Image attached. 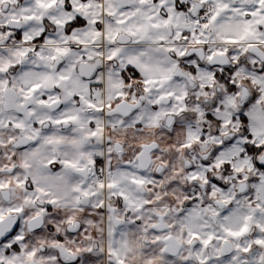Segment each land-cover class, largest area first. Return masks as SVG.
<instances>
[{
  "label": "snow or ice",
  "instance_id": "6c2138e0",
  "mask_svg": "<svg viewBox=\"0 0 264 264\" xmlns=\"http://www.w3.org/2000/svg\"><path fill=\"white\" fill-rule=\"evenodd\" d=\"M5 2L16 0H0V4ZM20 4L18 12L0 19V264H81V260L95 264L104 256L103 248L98 254L92 248L73 249L48 223L65 219L53 211L58 205L67 207L72 201L80 205L98 197L96 188L105 187L95 179V165L103 161L88 149L89 139L99 132V120L88 110L103 112V107L93 102L92 92L106 87L111 101L112 90L121 87L118 78L128 81L122 71L125 68L132 71L133 78L144 74L146 86L162 87L172 71L162 52L193 59L186 50L149 46L169 43L168 35L206 43L203 38L211 26L225 30V43L258 42V36H264V0H20ZM101 37L109 42L108 63L119 59L121 71L106 67L103 50L91 47ZM225 53L227 49L219 54ZM198 54L202 58V53ZM196 71V67L191 68L192 73ZM235 89V84L230 85V92ZM145 91L150 88L145 87ZM122 95L115 92L116 98ZM172 95L167 92L160 99ZM176 100L182 97L177 95ZM254 100L255 95L249 103ZM208 118L213 119L211 115ZM239 118L245 123L249 119L243 113ZM256 119L264 121V112ZM85 128L91 130L90 135H85ZM244 136L248 141L259 136V146L243 141L232 145L229 141L232 146L226 152L217 148L213 153L214 157L217 153L224 157H217L215 167L222 165L225 175L233 169L240 173L243 167L233 162L240 156L242 164L259 171V178L238 175L237 181L251 185L241 187L239 195L227 194L229 186L213 179L209 193L215 196L220 191L223 199L209 207L194 198L179 211L172 210L178 223H172L168 214L155 213L157 223L150 225L155 237L152 247L141 249L149 257L148 264H155L157 258L160 264H264V162L257 160L264 153V131L254 124L251 133L244 129ZM245 151L249 159L243 158ZM213 163L205 159L202 168L206 171ZM108 177L110 194L126 206L151 207V201L128 195L129 182L143 185V177L123 169H109ZM201 178L197 172L189 179ZM16 191H22L24 203L36 209L27 225L28 237L22 226L28 212L11 204ZM6 202L5 208L2 205ZM94 206L104 211L103 200ZM66 219L74 224L71 216ZM141 222L128 221L125 228L110 215L109 264H127L135 254L128 232ZM81 229L78 224L70 228L66 233L69 241Z\"/></svg>",
  "mask_w": 264,
  "mask_h": 264
},
{
  "label": "clouds",
  "instance_id": "9594fccd",
  "mask_svg": "<svg viewBox=\"0 0 264 264\" xmlns=\"http://www.w3.org/2000/svg\"><path fill=\"white\" fill-rule=\"evenodd\" d=\"M20 8V0L0 4V19H5L13 11L18 12ZM104 19L107 20L106 17ZM226 34L224 29L214 30L210 26L207 36L203 38L206 43L195 44L191 37L187 40L183 37L177 40L168 35L169 43L149 45L157 48H178L193 55V59L189 60L173 52L161 53L167 57L168 66L172 68L168 73L171 79L162 87L146 86L144 74L133 78L132 71L125 68L122 71L128 81L124 82L123 77L118 78L121 87L112 90L111 101L108 99L106 87L92 92L93 102L102 106L103 112L88 110V114L99 120L98 135L89 139L88 149L103 161L102 164L95 165V179L105 187L103 190L96 188L98 197H92L80 205L74 201L67 207L58 205L53 211L65 219L48 220V223L58 229V234L65 236V243L73 249L79 247L83 251L92 248L96 250L94 254H98L99 249L103 248L104 256L97 259L95 264H109L107 249L110 215L124 224L125 228L128 221L142 220L136 229L128 232L136 252L130 256L127 264H148L149 257L143 254L141 249L152 247L155 237L150 231V225L157 223V220L153 219L155 213L159 211L161 214H168L172 223H178L173 219L172 210L179 211L194 198L199 199L201 206L209 207H215L216 201L223 199L220 191H217L215 196L209 193L213 179L229 186L227 194L239 195L240 188L247 185V181H237L238 175L247 176L249 179L259 178V171L242 164L240 156L233 158L236 166L244 169L240 173L233 169L225 175L222 165L215 167L217 157L224 158L220 153H217L216 157L213 156L217 148L226 152L227 148L238 141L256 143L259 146V136L248 141L244 136V129H249L251 133L253 125L256 124L259 131H264V121L256 119L264 112V36H258V42L251 45L247 42L230 44L224 42ZM117 46L134 47L125 44ZM91 47L103 50V63L106 67L121 71L119 59L111 64L106 59L109 54V42L106 39L98 38ZM225 49L227 53L220 55ZM198 53H202V58ZM209 56H213V59L209 60ZM193 67H196V73L191 72ZM232 84L236 85V89L230 92L229 87ZM145 87H149L150 91L146 92ZM117 91L123 93L119 98L115 97ZM167 92L174 95L160 99ZM177 95L181 96L182 100L177 101ZM253 95L256 100L249 103ZM109 103L111 108L108 107ZM213 104L216 105L215 108ZM245 104H248L247 108ZM241 113L249 117L247 123L240 120ZM210 115L213 117L211 120L208 118ZM83 131L85 135H90V129L85 128ZM75 132L74 128L72 134ZM229 141H232V145L228 144ZM187 144L191 147H182ZM239 146L243 149V143ZM243 158L249 159L246 151ZM205 159L214 161L212 166L206 167V171L202 168ZM257 160L264 162V153H261ZM109 169L112 172L123 169L135 173L138 178L143 177V185H131L129 182L128 195L130 199L135 196L142 201H151V207H129L118 196L111 195V190L107 187ZM197 172L202 178L197 181L190 180V176ZM205 178L208 179L207 184L204 182ZM98 200H103L104 211L94 206ZM243 203L247 204V200ZM11 204L22 206L28 212L22 225L25 229L24 235L28 237L31 233L27 231V225L35 217L36 209L24 203L22 191L15 192ZM36 204H39V200ZM2 206L6 208L7 202ZM69 216L73 218L74 224L67 223L66 218ZM77 224L81 225L82 229L78 231V235L71 238V241H76L72 243L66 233ZM44 264L48 262L45 261ZM51 264H55V261ZM81 264H84L83 260ZM155 264H160L158 258Z\"/></svg>",
  "mask_w": 264,
  "mask_h": 264
}]
</instances>
